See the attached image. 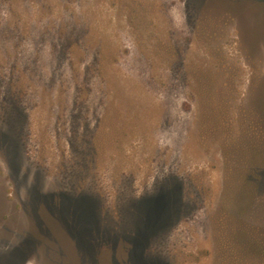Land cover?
I'll use <instances>...</instances> for the list:
<instances>
[{
  "label": "rangeland",
  "instance_id": "374dc122",
  "mask_svg": "<svg viewBox=\"0 0 264 264\" xmlns=\"http://www.w3.org/2000/svg\"><path fill=\"white\" fill-rule=\"evenodd\" d=\"M0 264H264V0H0Z\"/></svg>",
  "mask_w": 264,
  "mask_h": 264
},
{
  "label": "trees",
  "instance_id": "16d2710c",
  "mask_svg": "<svg viewBox=\"0 0 264 264\" xmlns=\"http://www.w3.org/2000/svg\"><path fill=\"white\" fill-rule=\"evenodd\" d=\"M171 179L165 178L160 183H163V189L166 188L163 195L166 200L164 209L162 208L161 214L158 216L156 213L157 197L155 194L154 185L151 190L142 194L141 196L132 197V201L128 202V205H124L126 214L124 216L129 218L132 223V227L137 228V241L140 243L152 238L157 231L167 226L168 223L173 222L177 216L182 212L184 203L177 197L176 191L168 187V183ZM154 189V190H153ZM58 201H64L65 205L72 206L82 212L85 217H92L95 214L96 200L92 198L90 194H76L71 195L69 193L58 194ZM181 212V213H180ZM82 216V215H81ZM82 216V217H83ZM144 224V225H143Z\"/></svg>",
  "mask_w": 264,
  "mask_h": 264
}]
</instances>
